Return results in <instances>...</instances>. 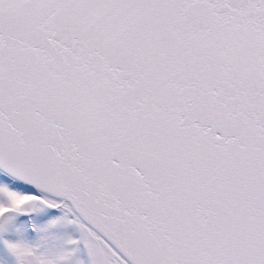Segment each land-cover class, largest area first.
I'll use <instances>...</instances> for the list:
<instances>
[{
    "label": "snow or ice",
    "instance_id": "1",
    "mask_svg": "<svg viewBox=\"0 0 264 264\" xmlns=\"http://www.w3.org/2000/svg\"><path fill=\"white\" fill-rule=\"evenodd\" d=\"M0 264H264V0H0Z\"/></svg>",
    "mask_w": 264,
    "mask_h": 264
}]
</instances>
